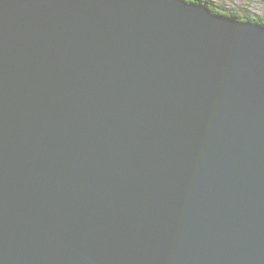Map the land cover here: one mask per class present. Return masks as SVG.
<instances>
[{"label":"water","instance_id":"1","mask_svg":"<svg viewBox=\"0 0 264 264\" xmlns=\"http://www.w3.org/2000/svg\"><path fill=\"white\" fill-rule=\"evenodd\" d=\"M0 264H264V24L0 0Z\"/></svg>","mask_w":264,"mask_h":264},{"label":"rangeland","instance_id":"2","mask_svg":"<svg viewBox=\"0 0 264 264\" xmlns=\"http://www.w3.org/2000/svg\"><path fill=\"white\" fill-rule=\"evenodd\" d=\"M215 5H221L239 12H248L264 16V0H210Z\"/></svg>","mask_w":264,"mask_h":264},{"label":"trees","instance_id":"3","mask_svg":"<svg viewBox=\"0 0 264 264\" xmlns=\"http://www.w3.org/2000/svg\"><path fill=\"white\" fill-rule=\"evenodd\" d=\"M186 1L204 3L207 6H209V8L212 11H214L215 13H218V14L236 17V18L242 19V20H251V21L260 22V23L264 24V16L259 15V14L248 13V12H239L237 10H234L231 8H226V7L221 6V5H215L210 0H186Z\"/></svg>","mask_w":264,"mask_h":264}]
</instances>
